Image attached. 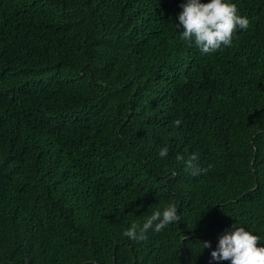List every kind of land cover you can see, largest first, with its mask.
<instances>
[{
  "label": "trees",
  "instance_id": "16d2710c",
  "mask_svg": "<svg viewBox=\"0 0 264 264\" xmlns=\"http://www.w3.org/2000/svg\"><path fill=\"white\" fill-rule=\"evenodd\" d=\"M183 2L0 0V264H230L236 223L264 242V0L207 55ZM169 202L180 221L123 235Z\"/></svg>",
  "mask_w": 264,
  "mask_h": 264
},
{
  "label": "clouds",
  "instance_id": "9594fccd",
  "mask_svg": "<svg viewBox=\"0 0 264 264\" xmlns=\"http://www.w3.org/2000/svg\"><path fill=\"white\" fill-rule=\"evenodd\" d=\"M180 7L179 23H175L176 29H182L178 31L179 39L189 47H195L201 55L230 47L234 33L247 29L250 23L246 16L239 14L235 0H184ZM173 123L179 128L182 121L177 118ZM168 155L169 146L164 144L159 148L158 156L165 158ZM182 158L178 154L177 159ZM198 159V153L193 152L187 161L193 176L207 173L211 167H200L196 163ZM180 219L177 205L169 202L148 215L142 224H132L124 229L123 235L134 242L144 241L148 238L149 230L159 233ZM261 240L250 228L236 223L219 236L216 247L211 251V259L229 260L230 264H264V242ZM200 242L201 250L211 247V241Z\"/></svg>",
  "mask_w": 264,
  "mask_h": 264
}]
</instances>
